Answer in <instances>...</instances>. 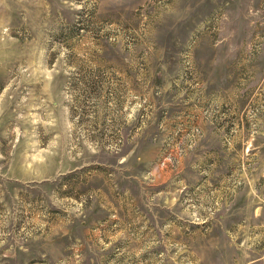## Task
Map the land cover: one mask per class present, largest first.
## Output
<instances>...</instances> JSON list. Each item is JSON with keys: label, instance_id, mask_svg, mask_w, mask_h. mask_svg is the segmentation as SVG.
Returning a JSON list of instances; mask_svg holds the SVG:
<instances>
[{"label": "rangeland", "instance_id": "rangeland-1", "mask_svg": "<svg viewBox=\"0 0 264 264\" xmlns=\"http://www.w3.org/2000/svg\"><path fill=\"white\" fill-rule=\"evenodd\" d=\"M0 264H264V0H0Z\"/></svg>", "mask_w": 264, "mask_h": 264}]
</instances>
